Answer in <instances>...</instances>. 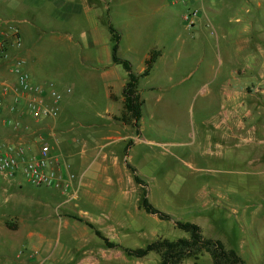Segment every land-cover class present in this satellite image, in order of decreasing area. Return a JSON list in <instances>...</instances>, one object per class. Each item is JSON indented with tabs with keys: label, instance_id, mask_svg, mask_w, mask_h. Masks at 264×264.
Listing matches in <instances>:
<instances>
[{
	"label": "rangeland",
	"instance_id": "rangeland-1",
	"mask_svg": "<svg viewBox=\"0 0 264 264\" xmlns=\"http://www.w3.org/2000/svg\"><path fill=\"white\" fill-rule=\"evenodd\" d=\"M222 1L230 6L229 9L222 8L218 18H214V29L201 35L195 33L197 28L184 29L181 21L184 7L180 3L169 4L161 0L157 9L139 7L130 17L117 6L118 0L109 3L110 23L120 35L118 55L133 63V72L147 52L159 51L161 54L150 77L140 80L144 99L139 121L141 142L132 146L129 163L137 169L140 175L136 174L146 185L139 187L138 204L142 192L146 191L149 202L169 218L161 220L139 210V214L131 215L130 222H138L148 233L155 231L156 238H150L148 233L142 236L134 233L129 240V235L114 224L110 226L108 236L123 246L141 248L157 238L175 240L187 237L174 222H190L200 226L204 238L217 239L226 249L235 250L245 264H264V82L244 83L242 96L236 97L235 101L233 98L229 100L228 96L225 101L222 93V87L229 86L235 77L246 81L250 75L262 73L264 81V0H209ZM246 7L248 12H245ZM136 18L140 32L135 26ZM41 29L44 32L31 31L26 42L32 53L34 45L42 49L38 59L28 65L33 68L31 72L37 80L50 81L58 89L74 86L73 89L70 87L72 92L68 96L72 99L71 110L61 111L60 117L66 116L70 125H74V119L78 121L79 117L81 123L84 119L94 123L92 127L78 129L86 136L105 132L100 116L104 115L101 111L105 106L102 84L94 79L91 83L83 80L81 73L92 66L82 64L79 51L73 48L79 41V33L66 29L51 34L49 31L53 26L48 23ZM235 29L242 30L241 36L238 37ZM137 34L138 39L135 38ZM241 46L242 59L240 52L237 56L233 54L234 49ZM252 53L256 54V60H250ZM224 105L233 118H228L227 126L221 127L227 134L222 138L215 123L223 117ZM120 117L113 119L123 123ZM67 124L58 130L62 138L74 134L75 130H68L70 126ZM233 124L239 129L233 128L231 132ZM117 131L112 130L111 136ZM146 140L154 143L148 144ZM119 147L115 146L117 154H121ZM19 176L20 188L8 187L0 176L1 224L12 219L26 225L28 231L38 229L40 224L48 221L49 205V220L55 222L52 233L59 229V218L89 232L92 240H97L100 246L93 230L72 218L95 222L91 213L95 210L81 207L77 194L51 188L59 190L62 197L59 200L49 198L53 190L35 187L24 176ZM4 187L6 191H3ZM136 224H131L130 231H138ZM93 225L96 229L100 227ZM132 226L135 227L132 229ZM94 245L92 242V249ZM4 246L0 239L2 254L9 248ZM18 249L19 246L14 245L12 254H0V264L51 263L43 262L35 253L37 251L31 252L30 248L27 252H18ZM96 252L97 255L91 254L96 264L159 263L156 253L135 259L128 257L122 248L106 251L104 245ZM17 253L19 258H14ZM82 257L86 259L89 255L78 254L71 264H88L78 263ZM207 258L212 264L209 255Z\"/></svg>",
	"mask_w": 264,
	"mask_h": 264
},
{
	"label": "crops",
	"instance_id": "crops-1",
	"mask_svg": "<svg viewBox=\"0 0 264 264\" xmlns=\"http://www.w3.org/2000/svg\"><path fill=\"white\" fill-rule=\"evenodd\" d=\"M165 1L169 4H182L184 11L181 19L190 5L198 8L199 14L194 18L193 28H197L198 32L195 33L199 35L209 29L213 30L214 18H218L222 8L229 9L230 7L223 1L216 3L209 2V0H196L186 5L177 0ZM110 2L112 3L113 0H0V40H5L6 43L5 53L0 59V84L3 82L13 84L17 82L18 76L23 74L31 86L45 87L48 81L37 80L38 78L35 77L34 72H31L33 68L28 67L32 60H37L38 56L42 54V49L37 48L36 45H34V52L32 53L31 47L26 43L27 39H30V32H44L41 26H45L47 23L53 26V29L49 31L51 34L66 29L77 31L79 41L74 44L73 48L79 51L82 64L92 66L86 67L89 70L81 73V76L84 81L91 83L94 79L102 84L105 106H103L101 112L104 115H100L97 110L94 111L102 117L103 125L106 128L103 133L93 132L86 136L78 129L92 127L95 125L94 123L85 122V119L82 121L84 123H81L79 119L82 120V118L79 117L78 121L74 119V125H70L66 116L60 117L61 111L71 110L72 99L68 96L72 92L70 87L74 88L72 85H68L69 87L67 86L64 89H58L54 84L56 90L58 89L57 91L61 94V101L55 106L56 112L53 119L36 120L32 118L29 109L31 94H21L15 90V92H10L9 96L4 97L0 103V148L8 146L22 147L25 159H30L39 153L42 144H48L51 150L50 170H55L57 163L63 167L62 174L65 177L63 190L77 194L81 207L95 210L91 213L95 217L94 223L100 227L94 229L98 230L108 241L115 243L108 236L112 224L116 225L123 233L126 232L129 235L127 236L129 240L134 233H141L142 236L148 232L138 222L137 224L130 222L131 215L139 214V210H142L138 206L140 185L134 183L133 173L127 168V165H130L136 169L129 163V153L133 145L141 142V134L140 131L138 135L135 134L133 128L131 130L130 126H127L124 122L113 119L122 114V89L127 82V73L120 65L114 64L111 60L112 41L109 26H112L119 37L120 35L110 23ZM160 2L161 0H118L117 6L122 7L123 14L130 17L134 9H139V7L142 9L149 7L157 9ZM245 12H248V8L245 9ZM135 20L137 22L135 25L137 32H140L139 21L137 18ZM126 25L129 26V22ZM183 26L185 30H191L186 28L184 23ZM235 31L238 33V37L241 36L240 31L242 30L235 29ZM135 38L138 39L139 35L137 34ZM37 42L36 39L35 43ZM54 45L56 46L55 43ZM242 50V46L238 50L234 49L233 54L237 56L240 52L239 56L241 58ZM150 53L151 51L147 52L135 65L137 68L133 73L138 75L145 70V62ZM157 58L148 74L138 80L137 92L143 102L142 108L144 99L142 98L140 80L150 77L149 75L160 57ZM252 59L256 60L255 53L250 55V60ZM127 61L129 62V60ZM130 65L132 66L133 63H130ZM258 76L261 77L262 73L250 75L246 81H242L241 77H235L229 83V86L224 85L222 87L224 100L227 101V96L229 100L233 98L234 101L236 97L241 98L243 84L248 81L256 80L263 83L262 77L258 79ZM67 90L70 92H67ZM14 94L21 98L17 105L11 104V98ZM43 102L46 105H51V100L47 96L43 98ZM227 108L224 105L222 109L223 117L215 123V129L218 130V134L222 138H225L227 134L224 133L225 131L221 127L227 126L228 118L230 120L233 118V114H228ZM65 124L70 126L68 130H75L71 137L62 138L58 131L62 128L61 125L65 126ZM233 128L239 129V126L233 124L231 132L234 131ZM114 129H118L117 134L115 132L111 136L110 133ZM62 134L64 133L62 132ZM146 142L148 144L154 143L152 140H146ZM116 145L120 146L121 154L115 152ZM136 173L140 175L137 169ZM19 174L23 176L21 166L13 179H5L0 176L3 182L6 181L8 187L20 188L21 177ZM6 190L7 188L4 187L3 191ZM51 190L54 193H50L49 198L53 197V199L59 200L62 197L59 190ZM50 208L47 205L48 221L45 224H40L38 229L32 231H28V227L25 229L26 225L12 219L2 223L3 225L0 222V239L6 245L4 248L9 247L3 254L0 250V254L2 256H5V253L12 254L11 248L15 245L19 246L18 252L20 250L27 252V248H30L29 251L31 252L37 251L35 253L42 258V261L51 262L50 264H71L73 258L81 253L89 255V257H86V259L82 257L78 260V263L96 264V259L93 260L91 254L97 255L96 250L103 247L104 243L101 244L103 241L96 236L100 241L98 247L97 240H92V235L89 232L83 231V228L59 218L57 219L59 229L57 233H52L55 222L49 220ZM131 209H133V212L130 211ZM99 214L103 217H99ZM144 214L146 213L144 212ZM131 224H136L137 232L130 231ZM135 226H132V229ZM78 229L82 231L77 232ZM2 230L5 232H2ZM102 232H105V234ZM148 234L150 238H156L157 236L155 231H150ZM121 239H124V237ZM92 242L95 244L94 249L91 248ZM10 243H12V246H8ZM115 244H118L120 248H130L120 243ZM104 247L106 251L114 249L107 248L105 245ZM41 249L42 252H40ZM207 257V254L203 255L197 262L187 258L179 264H198L200 261L210 264ZM14 258H19L18 253Z\"/></svg>",
	"mask_w": 264,
	"mask_h": 264
},
{
	"label": "trees",
	"instance_id": "trees-1",
	"mask_svg": "<svg viewBox=\"0 0 264 264\" xmlns=\"http://www.w3.org/2000/svg\"><path fill=\"white\" fill-rule=\"evenodd\" d=\"M111 34V60L114 64L120 65L127 73V82L122 89L123 109L121 114V121L129 124L139 134V121L142 115L143 102L140 99L137 86L139 78L148 74L151 70L159 51H152L145 62V70L141 74L133 73L130 63L118 56V42L119 36L116 31L109 26ZM157 55V56H156ZM130 145V143H128ZM127 168L133 173V180L136 184L146 186L143 180L136 174V170L127 165ZM139 208L146 214L157 216L161 220H168V215L156 209L148 200L146 191L142 192L140 198ZM78 222L84 223L89 229H92L95 236L100 238L107 248H120L118 244L108 241L100 232L94 229L93 225L77 217H72ZM174 225L177 229L187 234V237L178 238L175 240L161 239L147 243L141 248H122L128 257L135 259L143 258L149 253H156L159 256L158 264H179L182 260L191 258L197 260L203 253H207L211 259L212 264H245L243 259L233 249H226L221 241L212 238H204L200 226L190 222L175 221Z\"/></svg>",
	"mask_w": 264,
	"mask_h": 264
},
{
	"label": "built area",
	"instance_id": "built-area-1",
	"mask_svg": "<svg viewBox=\"0 0 264 264\" xmlns=\"http://www.w3.org/2000/svg\"><path fill=\"white\" fill-rule=\"evenodd\" d=\"M183 4H191L196 0H177ZM200 1V0H199ZM199 14V9L189 6L182 21L186 28L192 29L194 26V18ZM6 50L5 40H0V59L3 57ZM19 91L21 94H31L29 101V109L32 118L53 119L55 116V106L61 101V94L56 90L53 83H46L45 87L31 86L25 75L20 74L17 82L9 84L3 82L0 84V103L4 97L9 96L10 92ZM67 92H70L67 90ZM47 96L51 100V105H46L43 98ZM11 104L17 105L21 98L16 94L12 96ZM50 146L46 143L42 144L39 153L30 159H25L24 150L22 147L8 146L0 148V175L5 179H13L16 176L19 167L24 178L35 187L45 188H64L65 177H63L62 169L59 163L56 164L55 170H50L49 161Z\"/></svg>",
	"mask_w": 264,
	"mask_h": 264
}]
</instances>
